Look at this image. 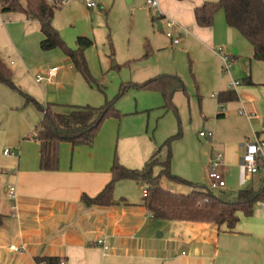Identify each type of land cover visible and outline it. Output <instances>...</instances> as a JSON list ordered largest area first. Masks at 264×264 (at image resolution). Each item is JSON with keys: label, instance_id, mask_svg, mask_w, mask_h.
Masks as SVG:
<instances>
[{"label": "crops", "instance_id": "1", "mask_svg": "<svg viewBox=\"0 0 264 264\" xmlns=\"http://www.w3.org/2000/svg\"><path fill=\"white\" fill-rule=\"evenodd\" d=\"M158 2L160 17L155 19L161 30L163 22L172 19L181 27L176 28L180 40L191 36L212 54L219 49L226 53L234 29L227 25L221 40L214 27L200 28L194 18L195 8L214 0ZM42 39L38 22L0 12V58L11 70L14 84L43 106L87 105L79 74L68 57L61 55L47 67L43 64ZM222 41L225 49H216ZM251 50L249 70L240 75L242 83L236 88L232 82L220 83L212 95L216 130L210 141L216 152L225 154L220 171L224 190L232 193L248 182L250 187L257 183V189L261 181L260 172L244 185L238 176L243 144L254 136L264 140V62L254 60ZM230 57L233 64L236 58ZM238 64L244 66L245 61ZM38 69L44 73L39 75L56 69V84L48 82L33 93L25 87L30 71ZM226 91H234L237 99L220 104L217 96ZM240 111L249 116L239 115ZM41 119L33 106H24L21 97L0 84V215L5 217L0 227V264H39L36 260L43 258L57 259L59 264H264V207L256 205L249 217L239 214L232 231L203 223L154 220L142 204L146 187L132 180L115 185L112 205L93 206L82 198L96 197L111 181L113 128L103 125L91 147L61 143L58 169L44 172L39 169V143L34 139ZM7 149L13 155L5 156ZM133 151L132 157L144 164L156 152L145 147ZM118 158L125 167H137ZM231 172H236L240 185L235 191L227 188L234 185L227 180ZM8 186L15 188L14 199L7 194ZM98 241L103 244L98 246ZM12 246L21 249L9 254Z\"/></svg>", "mask_w": 264, "mask_h": 264}, {"label": "rangeland", "instance_id": "2", "mask_svg": "<svg viewBox=\"0 0 264 264\" xmlns=\"http://www.w3.org/2000/svg\"><path fill=\"white\" fill-rule=\"evenodd\" d=\"M85 1L74 0L57 6L53 18L56 27H53L69 49H76V41L80 37L90 39L93 43L84 55L95 82L90 86L80 75L78 81L86 92L87 105L97 108L106 100H116L115 108L121 118H109L103 124L115 132L114 157L120 164L119 155L120 160L137 166L128 168L121 164L127 169H141L144 162L132 157L133 150L142 152L143 147L157 150L167 139L180 132L181 137L171 143L170 172L193 185H206L204 169L211 152H214L213 155L223 152H216L210 139L199 137V133L215 134L216 100L212 95L216 94L220 83H242L243 77L240 75L249 70L250 44L236 31L230 30L235 38L229 40V47L225 49V41L216 46V49H225L227 55L236 58L230 72L226 73L220 59L216 58L217 54L205 50L193 37L187 36L178 45H173L171 39L166 37L170 30L166 28L165 22L161 31L152 22V18L158 17V12L147 5L146 0H89L100 4L92 9L85 7ZM218 24L222 27L220 32ZM212 27L218 31L219 37L222 35L221 40L225 39L223 29L227 31L228 28L222 10L215 14ZM174 31L177 34V30ZM147 45L151 52L145 58ZM40 53L45 58L43 64L46 67L56 62L61 55L67 57L62 48L41 50ZM239 61H245L244 66H239ZM39 74L44 73L39 69L30 71L26 90L34 93L49 82L43 80L36 83L35 77ZM160 75H176L185 85L184 93L174 94L171 108L166 107L159 92L134 88V85ZM49 84H56V79H52ZM129 84L131 86L124 90L123 87ZM16 86L25 93L19 85ZM166 158L167 148L164 147L160 151V161ZM158 172L156 169L155 174ZM235 173L227 175V180L234 182L233 187H227L232 191L240 188L239 174L236 176ZM262 177L263 171H260L257 179ZM160 184L163 189H172L175 194H188L192 190L190 186L174 183L166 177L161 178ZM256 184L251 186L256 188ZM247 187H250L249 182L243 188Z\"/></svg>", "mask_w": 264, "mask_h": 264}, {"label": "trees", "instance_id": "3", "mask_svg": "<svg viewBox=\"0 0 264 264\" xmlns=\"http://www.w3.org/2000/svg\"><path fill=\"white\" fill-rule=\"evenodd\" d=\"M183 1V0H177ZM58 9L46 0H0V12L18 13L28 20L39 24L43 36L40 42L42 51L62 48L70 59L76 72L90 86L95 82L89 72L85 59V50L93 45L90 39L80 37L76 41V49H69L58 31L53 27V18ZM222 10L228 27L237 31L252 47L253 59L264 62V1L263 0H217L204 2L194 9V18L198 27L210 28L214 24L215 14ZM156 23V19L152 18ZM145 58L151 49L146 46ZM0 84L17 92L24 101V106L32 105L41 114L42 119L35 127L34 139L39 143V169L52 172L58 169L59 146L68 143L72 147L93 145L102 125L109 118L120 119L121 115L115 108V101L106 100L101 107L89 105L76 106L56 104L40 105L32 97L24 94L14 83L11 70L0 58ZM123 87L124 90L129 88ZM136 89L157 91L165 101L166 107H172L175 93L185 92V85L176 75H160L148 81L134 85ZM237 99L234 91L221 92L217 96L220 104L233 102ZM181 133L167 139L163 146L147 160L138 170L127 169L114 158L111 167V181L94 198L83 196V200L93 206H110L113 203L115 185L122 180H132L146 187L142 204L154 220L173 222H193L224 227L234 230L239 221V214L249 217L258 202L264 201V172L257 189L247 187L235 193L221 190L213 192L206 185L192 183L174 176L170 172L171 143L179 139ZM167 148V158L160 161V151ZM158 169V174L155 170ZM162 177L177 184L192 188L188 194H175L161 187ZM5 217L0 215V227ZM39 264H59L57 259H37Z\"/></svg>", "mask_w": 264, "mask_h": 264}, {"label": "built area", "instance_id": "4", "mask_svg": "<svg viewBox=\"0 0 264 264\" xmlns=\"http://www.w3.org/2000/svg\"><path fill=\"white\" fill-rule=\"evenodd\" d=\"M47 3L61 6L64 5L70 1L74 0H46ZM147 5H149L151 8L158 10V17H160L159 13V2L158 0H146ZM84 5L88 9L96 8L97 2L95 1H85ZM165 26L170 32L166 33V37L171 39V42L173 45H177L180 42V38L175 34L174 29L181 28L179 24H177L172 19H166ZM186 33V31L184 30ZM216 54L219 56L221 61V67L224 72L229 73L231 70V57L224 53L221 49L216 51ZM56 69L49 70L45 75H37L35 77L36 83H41L43 80L51 81L55 77ZM240 85L239 81H234L231 83L232 87H238ZM221 110L223 111V108L221 107ZM239 115H245L249 116L243 111L239 112ZM199 137L201 138H209L211 139L213 137L212 132H200ZM243 148V158L239 164V181L241 185L246 184V182L249 180V178L260 171H264V140L259 139L257 136H254L251 140H248L245 142L242 146ZM5 156H11L13 153L10 150H5L3 152ZM224 164V157L222 153H216L213 155L205 168V179L207 181L206 186L210 191L218 192L225 189V180L224 177L220 171V168ZM7 194L10 199L15 198V188L13 186L7 187ZM258 207H264V201L258 202L256 204ZM103 243L101 241H98L97 245L101 246ZM21 247H9L8 253H17L19 252ZM63 264V263H61Z\"/></svg>", "mask_w": 264, "mask_h": 264}, {"label": "water", "instance_id": "5", "mask_svg": "<svg viewBox=\"0 0 264 264\" xmlns=\"http://www.w3.org/2000/svg\"><path fill=\"white\" fill-rule=\"evenodd\" d=\"M157 27H158V31H160V30H161V25H160V23H157Z\"/></svg>", "mask_w": 264, "mask_h": 264}]
</instances>
